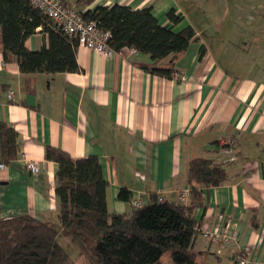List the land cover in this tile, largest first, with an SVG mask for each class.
<instances>
[{
  "label": "crops",
  "instance_id": "obj_1",
  "mask_svg": "<svg viewBox=\"0 0 264 264\" xmlns=\"http://www.w3.org/2000/svg\"><path fill=\"white\" fill-rule=\"evenodd\" d=\"M66 1L81 12L151 6L162 26L175 10L183 19L174 29L191 26L198 41L176 61L181 80L152 74L151 56L131 48L107 57L85 47L77 49L79 72L27 77L16 60L5 62L0 27V122L21 139V156L0 170V220L29 215L60 225L58 166L46 159L47 146L74 160L97 156L109 209L126 215L151 194L179 201L189 192L190 160L206 157L223 165L229 180L203 188L198 253L210 264H264V0ZM40 31L27 49L49 47ZM29 79L34 92L27 91ZM122 188L132 202L117 199ZM225 235L233 240L225 243Z\"/></svg>",
  "mask_w": 264,
  "mask_h": 264
},
{
  "label": "trees",
  "instance_id": "obj_2",
  "mask_svg": "<svg viewBox=\"0 0 264 264\" xmlns=\"http://www.w3.org/2000/svg\"><path fill=\"white\" fill-rule=\"evenodd\" d=\"M61 1L72 6L66 0ZM94 1L78 0L77 5L87 6ZM82 15L111 33L109 45L116 52L133 48L150 55L153 65L147 70L168 79L178 73L175 65L179 56L198 41L191 26L181 31L174 29L183 19L175 10L167 14L170 21L167 26L160 24L151 6L133 9L115 4L87 10ZM0 27L5 62L16 60L27 77L80 71L77 38L62 31L30 0H0ZM39 28L48 35L49 47L31 51L25 43ZM204 53L202 47L201 57ZM26 88L34 92L32 80L26 81ZM20 156L18 131L0 122V163L9 165ZM46 159L58 166L55 193L60 225L29 215L0 220V264H71L70 255L58 240L63 233L79 240L98 264H164L167 255L173 264H210L196 249L201 235L196 211L205 207L203 188L228 182L223 165L206 157L192 158L186 201L172 202L151 194L146 204L126 215L109 209V183L97 156L74 160L62 149L47 146ZM117 199L132 202L133 194L122 188Z\"/></svg>",
  "mask_w": 264,
  "mask_h": 264
},
{
  "label": "built area",
  "instance_id": "obj_3",
  "mask_svg": "<svg viewBox=\"0 0 264 264\" xmlns=\"http://www.w3.org/2000/svg\"><path fill=\"white\" fill-rule=\"evenodd\" d=\"M30 2L37 8L48 15L53 21H55L62 31L66 32L70 36H74L78 40L79 47H85L93 50L94 52L112 57L116 51L109 45L111 33L103 31L96 21H87L84 19L82 12L76 7L66 6L61 0H30ZM131 53L135 54L138 51L131 48ZM174 78L181 80L183 77L179 73L174 74ZM13 94H11L12 96ZM27 169L35 174L39 175L41 170L35 161L27 160ZM6 168L5 164L0 163V170ZM189 197V192L185 191L180 199L186 201ZM161 200V199H160ZM134 208H140L143 206L142 201L133 202ZM210 234H206L209 236ZM210 237H215L211 234ZM225 243H230L233 239L230 236H221ZM240 264H261L251 262L247 259L241 261Z\"/></svg>",
  "mask_w": 264,
  "mask_h": 264
},
{
  "label": "rangeland",
  "instance_id": "obj_4",
  "mask_svg": "<svg viewBox=\"0 0 264 264\" xmlns=\"http://www.w3.org/2000/svg\"><path fill=\"white\" fill-rule=\"evenodd\" d=\"M259 60L260 62H263L264 57H259ZM241 68H243V66ZM249 69L253 70L252 67ZM248 74H251L250 71H248ZM206 234L207 233H205L204 235ZM210 235L209 238H212L210 237ZM215 237H217V234L215 235ZM58 240L70 255L71 264H98L95 259L85 250V247L79 240L69 236L66 233L60 234ZM163 262L164 264H173L170 255L165 256L163 258Z\"/></svg>",
  "mask_w": 264,
  "mask_h": 264
}]
</instances>
